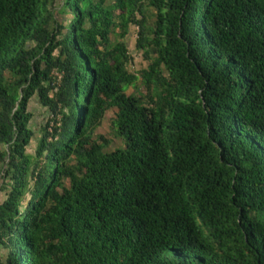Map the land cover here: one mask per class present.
Masks as SVG:
<instances>
[{"label":"trees","instance_id":"trees-1","mask_svg":"<svg viewBox=\"0 0 264 264\" xmlns=\"http://www.w3.org/2000/svg\"><path fill=\"white\" fill-rule=\"evenodd\" d=\"M52 1L0 0V264H264V0Z\"/></svg>","mask_w":264,"mask_h":264},{"label":"rangeland","instance_id":"rangeland-1","mask_svg":"<svg viewBox=\"0 0 264 264\" xmlns=\"http://www.w3.org/2000/svg\"><path fill=\"white\" fill-rule=\"evenodd\" d=\"M59 4L61 5V0H53L51 3L52 10L57 11ZM147 21L152 22V9L149 8L146 10ZM66 16L63 13L55 14V18L59 19L63 24H66ZM136 27L134 25H130L126 36L124 37L125 44L127 46L128 51L131 55V62L128 64V68L131 71H138L140 68L145 67L146 61L142 58L140 50L135 48V38H136ZM126 93H140L142 92V88L139 83L136 82L135 86L127 87L125 90ZM28 110L32 113V118L30 120V126L33 130H37L38 126L43 122V120L47 117L45 113V109L38 103L36 96H33L29 102ZM113 116V109H107L101 119L99 126L95 130V134H102L105 138L109 140L108 149H112L115 147L121 146V140L115 138L111 135L110 131V120ZM35 132V131H34ZM37 134L32 136L30 143L27 146V152L32 153L34 149V145L37 141ZM2 194L0 193V197ZM4 249H0V260L4 261Z\"/></svg>","mask_w":264,"mask_h":264}]
</instances>
